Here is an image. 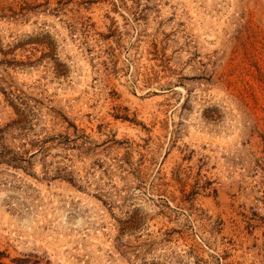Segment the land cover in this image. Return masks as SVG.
<instances>
[{
	"label": "rangeland",
	"instance_id": "374dc122",
	"mask_svg": "<svg viewBox=\"0 0 264 264\" xmlns=\"http://www.w3.org/2000/svg\"><path fill=\"white\" fill-rule=\"evenodd\" d=\"M0 264H264V0H0Z\"/></svg>",
	"mask_w": 264,
	"mask_h": 264
}]
</instances>
